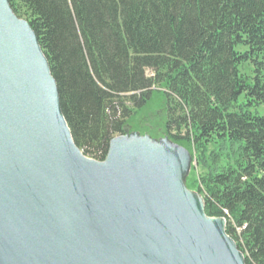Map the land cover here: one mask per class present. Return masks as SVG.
I'll list each match as a JSON object with an SVG mask.
<instances>
[{
    "label": "trees",
    "instance_id": "trees-1",
    "mask_svg": "<svg viewBox=\"0 0 264 264\" xmlns=\"http://www.w3.org/2000/svg\"><path fill=\"white\" fill-rule=\"evenodd\" d=\"M9 1L83 154L104 162L131 122L185 148L188 189L226 220L246 264H264V0Z\"/></svg>",
    "mask_w": 264,
    "mask_h": 264
},
{
    "label": "water",
    "instance_id": "water-1",
    "mask_svg": "<svg viewBox=\"0 0 264 264\" xmlns=\"http://www.w3.org/2000/svg\"><path fill=\"white\" fill-rule=\"evenodd\" d=\"M191 163L139 134L85 156L37 34L0 0V264H246L188 189Z\"/></svg>",
    "mask_w": 264,
    "mask_h": 264
},
{
    "label": "rangeland",
    "instance_id": "rangeland-1",
    "mask_svg": "<svg viewBox=\"0 0 264 264\" xmlns=\"http://www.w3.org/2000/svg\"><path fill=\"white\" fill-rule=\"evenodd\" d=\"M241 69H242V72H243L244 74H247V75H250L251 72H252V67L249 66V65H244V66H242ZM150 109H151V111H155L156 109H158V106L152 104V105L150 106ZM254 111H257L258 113L264 115V107H260V108H258V109H255ZM152 113H153V112H152ZM140 117H141V116H140ZM142 117L145 118L144 116H142ZM139 119H140V118H138L137 120H139ZM127 132H130L128 135H131V134H139V135H141V132L136 130L135 122H131V124H130L129 127H128ZM142 136H145V135H142ZM117 137H119V136H117ZM162 139H164V138H162ZM159 140H161V139H159ZM192 166H194V163H191L190 172H191ZM195 166H196V165H195ZM190 172H189V174H190ZM198 172H200V171H198Z\"/></svg>",
    "mask_w": 264,
    "mask_h": 264
}]
</instances>
